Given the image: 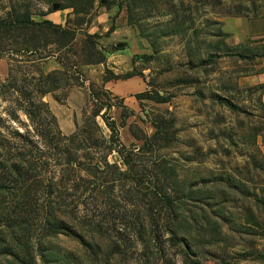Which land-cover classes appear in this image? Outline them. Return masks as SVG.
<instances>
[{
	"label": "rangeland",
	"instance_id": "rangeland-1",
	"mask_svg": "<svg viewBox=\"0 0 264 264\" xmlns=\"http://www.w3.org/2000/svg\"><path fill=\"white\" fill-rule=\"evenodd\" d=\"M58 4L63 8L57 10ZM12 10L74 29L75 50L83 31L99 35L96 47L105 60L78 66L83 85L57 89L61 101L50 93L42 97L61 134L80 125L89 110L86 87L103 86L104 70L113 73L109 64L117 76L135 73L122 93L103 86L122 97L130 112L117 127L118 140L136 150L142 143L130 130L137 136L157 133L151 147L133 158L147 184L158 166L172 171V183H161L175 209L150 210L143 185L132 188L109 167L94 176L79 173L83 180L74 171H59V150L42 147L15 93L5 91L0 264H16L6 253L13 234L28 239L35 264H264V90L257 87L264 84V0H0V18ZM109 25L113 30L104 36ZM119 51L121 56L106 59ZM207 57L209 63L201 64ZM24 58L1 54L0 82L8 64L20 70L18 77L33 74ZM40 65L44 71L59 68L53 58ZM136 92L156 93L165 101L136 99ZM119 112L109 111L118 124ZM95 120L100 131L89 125L83 159H106L119 168L108 131ZM14 165L25 182L15 177ZM71 178L83 191L71 189ZM52 181L49 193L46 183ZM52 216L61 229L46 224Z\"/></svg>",
	"mask_w": 264,
	"mask_h": 264
},
{
	"label": "trees",
	"instance_id": "trees-1",
	"mask_svg": "<svg viewBox=\"0 0 264 264\" xmlns=\"http://www.w3.org/2000/svg\"><path fill=\"white\" fill-rule=\"evenodd\" d=\"M62 8L61 4L56 6L57 10ZM51 11V9L47 10V12ZM39 15H44V13H40ZM112 30L113 26L109 25L103 35L107 36ZM76 34L74 29L54 23L50 19L42 18L34 20L26 11L18 12L12 10L5 18H0V43L4 41L3 44H0V55L4 52L12 55H23L26 57L23 61L33 64V69L31 70L33 74L29 77H18L17 73L20 70L16 71L8 64L7 75L4 81L0 82V94H3L5 91L14 92L18 109L23 112L30 122L34 130L33 133L40 139L42 147L59 150V154L63 156V160L57 164L59 165V171H65L68 174L74 171L78 175V180H83L79 176L81 172L94 176L97 173H105L104 168H112L118 175L129 179V182L133 185L132 188H135L137 185H143L144 192L141 195L144 198L147 197L145 199H147L150 210L154 206H160L168 214H172L175 205L171 195L165 191L161 183L162 181H166L169 184L172 183V171L158 166L154 174L151 173L147 177V184L143 181L146 175L144 176V172L138 169L133 158L151 147L157 133H153L150 136H137L130 130L132 136L140 139L142 143L136 150L127 148L118 140L117 127L124 123L127 113H130L122 104V97L111 95L103 86L97 87L88 83L86 98L89 110L83 116L80 125H76L74 131L69 135H63L58 130L54 115L50 112L47 102L42 99L43 95L50 93L54 100L61 101L63 97H58L55 94L57 89L71 85H83L84 81L78 69L79 65L97 64L105 60V53L96 47L95 39L99 37L98 34L83 31L80 45L75 50L73 46ZM7 40L10 41V46L5 48V45H8V43L5 44ZM113 49L116 50L118 48L114 47ZM37 53L38 56L35 55ZM46 58H53L59 68L44 71L40 62ZM209 61L210 59L207 57L200 63L207 64ZM132 75H135V73L126 72L123 76H117L109 69H105L102 79L104 81L125 79ZM257 87L263 92L264 84H259ZM132 95L136 99L147 98L154 102L165 101L164 98L156 93L136 92ZM112 107L120 109L119 124L109 115ZM96 117L100 118L108 131L107 141L110 144L108 148L109 151H114L120 160L121 166L119 168L115 164H108L106 159H97L96 161H88L87 163L83 159L82 155H88L89 153L87 152L90 147L87 141L91 139L90 132H88L89 125L92 124L95 130L100 131V127L95 120ZM52 130L54 131L52 132ZM14 133L19 137L21 136L19 132L15 131ZM54 139V145L51 146L50 142ZM12 170L15 173V177H21L22 182L26 181L24 173L21 168H18V165H14ZM70 181L71 189L83 191L81 188H78L81 185L77 183L75 178H71ZM84 181L87 182V179H84ZM55 182L46 183L49 193H51L52 189L50 185H54ZM86 182L84 183L85 185H87ZM155 182H160L159 186H156ZM109 187L112 190L113 184ZM46 221V224L54 229H61L62 227V222L54 216ZM142 225L140 224V227ZM167 229L171 230L170 228ZM13 236H10L11 248L6 253L13 258L16 264H35L32 256L27 252L28 239H22L14 234Z\"/></svg>",
	"mask_w": 264,
	"mask_h": 264
},
{
	"label": "crops",
	"instance_id": "crops-1",
	"mask_svg": "<svg viewBox=\"0 0 264 264\" xmlns=\"http://www.w3.org/2000/svg\"><path fill=\"white\" fill-rule=\"evenodd\" d=\"M117 53V54H116ZM115 53V55H110V56H108L106 59L108 60L109 58L110 59H112V57L113 56H121V54L123 53V52H121V51H119V53L118 52H116ZM110 54H112V53H110ZM109 61V60H108ZM111 61V63L112 64H114L115 62L113 61V60H110ZM109 68L110 69H112L113 70V73H115L116 74V67H114V66H111L110 64H109ZM54 69V68H53ZM131 79V77L130 78H126V79H121V80H118V81H112V80H107V81H104L103 80V86L105 87V88H108V89H111L114 93H122V91L121 90H123V91H126L127 90V81H129ZM263 96H264V93H263Z\"/></svg>",
	"mask_w": 264,
	"mask_h": 264
}]
</instances>
